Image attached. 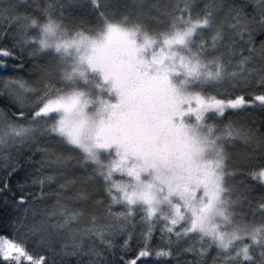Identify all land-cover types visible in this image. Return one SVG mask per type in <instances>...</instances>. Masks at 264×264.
<instances>
[{"label":"snow or ice","instance_id":"1","mask_svg":"<svg viewBox=\"0 0 264 264\" xmlns=\"http://www.w3.org/2000/svg\"><path fill=\"white\" fill-rule=\"evenodd\" d=\"M0 100V264H264V0H0Z\"/></svg>","mask_w":264,"mask_h":264},{"label":"trees","instance_id":"2","mask_svg":"<svg viewBox=\"0 0 264 264\" xmlns=\"http://www.w3.org/2000/svg\"><path fill=\"white\" fill-rule=\"evenodd\" d=\"M6 74V73H5ZM23 75V74H22ZM4 108V101L0 100V109ZM247 116V114H242ZM250 120H255L256 127H261L264 124V113H261L259 109L253 110V115ZM250 122V121H249ZM231 153L234 161H239L240 158L244 155H248L250 158L249 166H258L262 162V156L259 149L255 148V145H245L242 141H237L234 145L231 146ZM23 172H20L19 176L13 178V183L15 184L16 179H22ZM250 183H255L250 181ZM254 192L258 198L261 195H264V189H261L259 185H256ZM0 234H7L3 223H0ZM159 240V233H157V241ZM182 259H190V257H183ZM171 264H176V260L173 259Z\"/></svg>","mask_w":264,"mask_h":264},{"label":"rangeland","instance_id":"3","mask_svg":"<svg viewBox=\"0 0 264 264\" xmlns=\"http://www.w3.org/2000/svg\"><path fill=\"white\" fill-rule=\"evenodd\" d=\"M256 192H254L253 194L255 195ZM257 194V193H256ZM256 196V195H255Z\"/></svg>","mask_w":264,"mask_h":264}]
</instances>
